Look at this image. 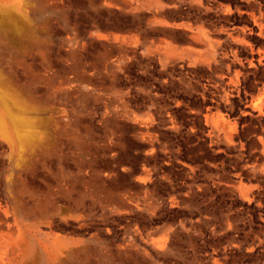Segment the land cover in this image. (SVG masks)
Masks as SVG:
<instances>
[{"label":"rangeland","instance_id":"obj_1","mask_svg":"<svg viewBox=\"0 0 264 264\" xmlns=\"http://www.w3.org/2000/svg\"><path fill=\"white\" fill-rule=\"evenodd\" d=\"M260 82L264 0H0V264H264Z\"/></svg>","mask_w":264,"mask_h":264},{"label":"bare ground","instance_id":"obj_2","mask_svg":"<svg viewBox=\"0 0 264 264\" xmlns=\"http://www.w3.org/2000/svg\"><path fill=\"white\" fill-rule=\"evenodd\" d=\"M1 109L5 112V114L1 112ZM8 126L12 127V132L14 133V135H16V138L20 141L21 144L28 142L34 133L33 120L25 113V111H23L21 107H19V105L16 104L15 100L11 99L2 90H0L1 132L3 131L5 134L7 133V135L10 134L8 132ZM47 212L48 211L40 205L38 206V208H33L28 204L22 203L21 205H19V207H17V215L24 221L33 220L38 216H45ZM47 241L48 240H40V245L42 248L48 250L49 260H52L53 263H55V260L58 259L60 260L59 262H57L58 264H66L67 259L63 256H60V254H65V252H63V248L55 249L50 245V243L48 244ZM28 251L30 252V250Z\"/></svg>","mask_w":264,"mask_h":264},{"label":"crops","instance_id":"obj_3","mask_svg":"<svg viewBox=\"0 0 264 264\" xmlns=\"http://www.w3.org/2000/svg\"><path fill=\"white\" fill-rule=\"evenodd\" d=\"M261 83V82H260ZM262 85L261 86H258L257 89H258V93L259 94H263L264 95V82L261 83ZM27 253V251H26ZM0 258L1 259H4V252L0 251Z\"/></svg>","mask_w":264,"mask_h":264}]
</instances>
